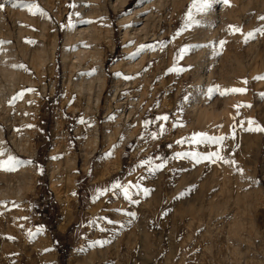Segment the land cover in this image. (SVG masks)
<instances>
[{
    "label": "rangeland",
    "instance_id": "obj_1",
    "mask_svg": "<svg viewBox=\"0 0 264 264\" xmlns=\"http://www.w3.org/2000/svg\"><path fill=\"white\" fill-rule=\"evenodd\" d=\"M120 1L23 0L44 11L33 15L0 0V160L23 162L0 170V264H88L76 250L100 228L109 241L96 264H264V207L248 195L264 189V132L245 130L264 127V0L201 12V0ZM205 101L216 111L202 113ZM59 133L68 173L48 160ZM197 133L228 136L221 155L235 163L177 158L220 150L190 143Z\"/></svg>",
    "mask_w": 264,
    "mask_h": 264
},
{
    "label": "snow or ice",
    "instance_id": "obj_2",
    "mask_svg": "<svg viewBox=\"0 0 264 264\" xmlns=\"http://www.w3.org/2000/svg\"><path fill=\"white\" fill-rule=\"evenodd\" d=\"M10 2L12 3L13 7H25L28 9V11L30 13H32L33 15H36L37 13H39L40 15H44V11L43 9L40 8V6L36 3H24L23 0H10ZM225 4H229L230 0H224ZM210 5V0H201V3L198 7L199 11H203L204 8L208 7ZM70 7H75V5H69ZM193 7H197L196 4L193 5ZM4 8V4L0 3V9ZM260 19L262 21H264V17H260ZM188 20L190 22H192V15L191 13H189L188 15ZM189 27L188 24L185 25V29H187ZM230 31L232 32V34H243V29L242 27L239 26H235V25H230L229 26ZM183 31V30H182ZM258 31L261 34H264V28L258 29ZM254 36V32L249 31L246 35H245V42H247L248 39L252 38ZM226 43V41H221L220 45L221 47H223V44ZM187 51H189V49L187 48H183L181 49L182 53H186ZM180 69H170V71H179ZM126 79H129L130 77H125ZM256 79H264V77H256ZM244 83H247V81H243ZM217 86L216 88H210L209 89V93L218 90ZM226 91H230L233 93H244L246 92V89L244 88H232ZM225 94L224 92H221V95ZM20 97H22V93L20 94ZM18 97H14L13 99H16ZM247 107H251V105H246ZM239 107V106H236ZM159 120L162 121H166L168 119L167 116H161L158 117ZM81 122L83 123L84 121L81 120ZM150 122L149 121H145V126H147ZM249 127L246 128V131H259V132H264V127L256 124V122L254 120H249L248 121ZM160 131L163 132V126H161ZM235 137V133L233 132L232 134V138ZM153 138H155V134H153ZM228 139V136H209L205 133H197L195 136H193L190 139V143L193 144H211V145H217L219 146L220 150H216V151H211V152H207V153H201V152H184V153H180L177 152L176 153V157L177 158H185V157H191L193 160H195L196 162H201V161H210L212 163H216L218 161H222L223 163H235L234 161H230L228 159H226V157L224 155H221V151L223 150L225 144L224 142ZM177 144H182L185 143L184 140H178L176 141ZM4 153L0 152V156H2ZM23 163L19 160H17L15 157L12 156H8L6 160H0V170H4V171H12L15 170L16 167L20 164ZM28 163H31L30 161ZM150 161H142L141 165H145V164H149ZM160 165H157V168H159ZM239 171L242 173L243 169H239ZM132 187L131 183H129L128 185H122L121 183L117 182L115 184L112 185L113 189H122V193L125 199L129 200L131 203H139L138 200H133L129 188ZM135 187H139V185H136ZM144 195H148V190L147 189H142ZM104 194V190H101L100 195ZM128 215H132L134 216V213H127ZM108 224H112L114 223V221L112 220H108L107 221ZM101 231H104L103 228L100 229ZM43 228L38 229V232H42ZM97 244H100V246H102V242L97 241L95 242Z\"/></svg>",
    "mask_w": 264,
    "mask_h": 264
},
{
    "label": "bare ground",
    "instance_id": "obj_3",
    "mask_svg": "<svg viewBox=\"0 0 264 264\" xmlns=\"http://www.w3.org/2000/svg\"><path fill=\"white\" fill-rule=\"evenodd\" d=\"M125 2H126V0H121L120 1V3L121 4H125ZM117 5H113V8H115ZM201 12V11H200ZM204 14H206V13H204ZM203 15V14H202ZM201 15V16H202ZM206 17V16H205ZM205 17H204V19H205ZM204 19H203V21H204ZM202 20V19H201ZM199 24V23H198ZM202 24H204V22L202 23ZM201 25V24H200ZM208 26V25H207ZM205 28V26L203 27V26H201L200 27V29H199V31H198V33L195 35V37H194V42H196L195 43V49H196V51L198 50V53L200 52L201 54L202 53H204V46H203V42H204V37H203V32H205L206 30L204 29ZM208 28V27H207ZM207 32H209V30L207 31ZM138 33V32H137ZM206 33V32H205ZM204 33V34H205ZM66 34H67V36L69 35V33H67V31H66ZM84 35V34H83ZM67 36H65V37H67ZM68 38V37H67ZM84 38V37H83ZM85 38H87L88 39V41H92V36L91 35H87ZM88 41H85V43L84 44H86V46L89 44V43H86V42H88ZM83 44V45H84ZM194 44V43H193ZM193 50H194V48L193 47H191ZM206 51V50H205ZM80 53H77V56H76V60L78 61H81L82 59H85L86 57H89L88 55H87V53L84 51V52H81V51H79ZM197 53V52H196ZM199 53V54H200ZM198 54V55H199ZM206 56V55H205ZM92 57V56H91ZM75 58V57H74ZM6 60V59H5ZM121 62H122V60H121ZM121 62H118V63H121ZM118 63H116V64H113V66H112V68L113 69H115V68H117V66L119 65ZM7 64V63H6ZM205 66V65H204ZM119 67V66H118ZM99 68V67H98ZM201 68H202V65H201ZM204 68V67H203ZM207 68V67H206ZM100 69V68H99ZM101 71H103L102 70V68H101ZM100 71V72H101ZM101 75H102V73H101ZM198 75V74H197ZM215 83V82H214ZM201 86V85H200ZM200 86H198V87H200ZM203 88V87H202ZM208 88V87H207ZM206 88V89H207ZM212 88H214V87H212ZM10 89V88H9ZM209 89H210V86H209V88H208V91H209ZM1 90V89H0ZM202 90V89H201ZM199 92V91H198ZM206 94H207V92H206ZM216 94V93H215ZM1 95V94H0ZM197 95H199V93L197 94ZM197 97V96H196ZM1 98V97H0ZM198 97H197V101H198ZM99 102V99L97 100V103ZM206 102V101H205ZM217 103V102H216ZM217 105V104H216ZM9 106V105H8ZM119 106V105H118ZM212 106V107H211ZM204 109H203V108ZM201 108L203 109V111H202V113L203 112H210V109L213 111V112H215L216 111V109H217V106H215L214 107V103L213 104H208L207 102H206V104L204 105L203 104V106H202ZM18 109V108H17ZM198 111H199V113H197V115H201L200 114V108H198ZM196 114V113H195ZM85 115V114H84ZM83 116V115H82ZM85 117H86V115H85ZM198 117V116H197ZM200 117V116H199ZM83 120H84V118H83ZM205 120V119H204ZM197 121V120H196ZM207 121H209V120H207ZM86 122V121H85ZM85 122H83V123H85ZM211 122V121H210ZM210 122H208V124L210 123ZM206 123V122H205ZM86 124V123H85ZM204 123L202 122V124L201 125H203ZM207 124V123H206ZM207 124V125H208ZM211 124H213V123H211ZM83 124L81 123H79V126H82ZM85 127V126H84ZM201 127V126H200ZM81 128V127H80ZM207 128H209V127H207ZM82 129V128H81ZM76 130H78V129H76ZM80 131V130H79ZM193 131H194V129H193ZM193 131H191L190 130V132L188 133V134H191V133H193ZM83 132V131H82ZM79 134V133H78ZM96 134V133H95ZM187 134V135H188ZM195 136V135H194ZM95 139H96V142H97V134L95 135ZM63 137H62V135L59 133V135L56 137V139H55V141H54V143H53V145H52V148L50 149V156H49V163L50 164H52V167L53 166H55L57 163H61V165H63V169H65V171L67 172V171H71V169H72V164H73V161L71 160V159H68L67 157H65V156H63L65 153H63L64 151H63ZM60 160V161H59ZM106 161V160H105ZM57 162V163H56ZM60 165V164H59ZM62 167V166H61ZM54 168V167H53ZM58 170V169H57ZM60 170H62V169H60ZM62 172V171H61ZM64 172V171H63ZM62 172V173H63ZM68 173V172H67ZM55 174V173H54ZM66 174V173H65ZM62 175V174H61ZM56 176V175H55ZM67 176H68V174H67ZM264 179V178H263ZM230 183V182H229ZM262 189H263V187L261 186L260 188H258V189H253V190H251V191H249L248 192V195H249V197H250V199L249 200H251V202H252V208H253V211L255 212L256 210H258L259 208H263L264 207V200H263V197H262V195H263V192H262ZM264 190V189H263ZM236 197V196H235ZM233 199H235V198H233ZM237 199V198H236ZM241 199V198H240ZM231 200V199H230ZM238 200V199H237ZM249 200H246V201H249ZM233 202V201H232ZM246 207V206H245ZM247 207H248V205H247ZM237 211V210H236ZM107 227V226H106ZM99 229V228H98ZM101 229V228H100ZM104 229V228H103ZM99 231V230H98ZM108 231L109 230H107V228H105L104 229V231H101L100 230V232L98 233L97 232V236H96V238H88L89 240H88V242H87V244L86 245H84V244H82V248L80 249H78V250H76V253L78 254V253H80V252H86V254H87V256H85V257H87V261L86 262H89L88 264H96L97 263V261H98V259L100 258V256L104 253V251H105V247H106V245L108 244ZM93 236V235H92ZM97 241H100V242H102V246H100V244H97V243H95V242H97ZM83 253V254H84ZM73 254H74V252H73ZM73 254H71V256H70V259H72V257H73ZM85 254V255H86ZM76 255V254H75ZM48 259L49 260H51V257H48ZM86 260V259H85ZM51 262V261H50Z\"/></svg>",
    "mask_w": 264,
    "mask_h": 264
}]
</instances>
